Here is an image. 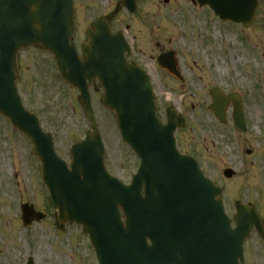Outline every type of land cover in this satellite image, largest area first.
<instances>
[{
  "label": "rangeland",
  "instance_id": "1",
  "mask_svg": "<svg viewBox=\"0 0 264 264\" xmlns=\"http://www.w3.org/2000/svg\"><path fill=\"white\" fill-rule=\"evenodd\" d=\"M139 1L132 31V35L137 36L133 57L151 76L157 115L164 120L165 108L171 105L185 116V127L178 128L176 133L178 145L199 161L205 175L223 188L226 212L231 215L233 181L243 179L246 174L239 165L243 156L234 146L247 143L243 148L249 147L254 152L249 155L253 168H257L263 158L259 152L264 150V97L259 86L264 85V0H257L254 22L246 29L220 22L206 7L193 5L189 0H169L167 5L163 0ZM84 4L83 0H76L80 20L97 8ZM141 16L146 17V23L151 22L150 28L142 26ZM82 38L77 30L74 42L77 44ZM250 43L256 45L252 49L256 54L251 52L244 60L241 56L244 57L243 52ZM168 51L175 52L181 81L155 65L156 56ZM16 72L17 89L24 107L37 115L44 131L51 132L56 153L69 162L70 145L82 137V130L87 128L77 102V91L60 79L53 57L40 49L21 50ZM212 87L225 93L240 91L245 97L249 122L246 133L236 131L230 123L219 125L213 118L207 109L211 103L208 90ZM92 96L106 149V165L113 175L128 182L138 159L122 143L114 114L101 106L100 89L92 92ZM11 129L8 120L0 116V264H25L28 257L35 264H92L93 251L87 237L78 233L79 227L71 226L73 235L62 234L64 240L60 243L45 222L33 224L31 228L22 226L18 219L21 201L36 203L38 209L48 214L51 211L48 203L42 204L46 197L37 190L39 181L35 180L34 171L37 173L38 161L32 147L22 134ZM244 155L247 164L248 157L245 152ZM13 160L20 164L17 179L11 176V169H15ZM233 166L236 176L225 180L221 169L232 167L235 170ZM255 173L248 170L246 179L235 184L238 196L243 193L254 198ZM258 173L259 180L264 179V170ZM261 183L264 188V181ZM255 204L260 213H264L263 192ZM251 237L244 243L246 263L264 264V244L255 235Z\"/></svg>",
  "mask_w": 264,
  "mask_h": 264
},
{
  "label": "water",
  "instance_id": "2",
  "mask_svg": "<svg viewBox=\"0 0 264 264\" xmlns=\"http://www.w3.org/2000/svg\"><path fill=\"white\" fill-rule=\"evenodd\" d=\"M228 16L240 17L232 12ZM71 18L70 0H0V113L31 138L43 161V179L59 219L82 224L100 264H243L241 244L252 226L260 230L257 216L240 208L236 229H229L220 191L202 178L192 161L184 160L180 168L174 165L178 155L172 132L180 121L169 114L167 126L162 127L155 119L148 80L125 63L124 43L99 24L96 33L89 34L90 48H85L86 59L80 62L68 44ZM30 44H40L55 55L63 78L80 89L86 113V81L97 77L104 86L103 104L115 110L123 139L142 159L137 183L131 188L106 175L95 134L72 148L69 172L53 155L49 136H42L35 119L22 111L14 86V60L17 50ZM211 96L219 120L228 101L234 102L236 110L237 99ZM142 180L146 182L144 206L151 209L148 215L140 207ZM189 185L193 189L187 191ZM177 190L187 197V213L181 210L183 198L173 196ZM118 205L125 214V227L119 221ZM190 209L200 214L192 219ZM26 212L30 213L23 211V215ZM145 238L150 247H144Z\"/></svg>",
  "mask_w": 264,
  "mask_h": 264
},
{
  "label": "bare ground",
  "instance_id": "3",
  "mask_svg": "<svg viewBox=\"0 0 264 264\" xmlns=\"http://www.w3.org/2000/svg\"><path fill=\"white\" fill-rule=\"evenodd\" d=\"M232 63H233V60H232Z\"/></svg>",
  "mask_w": 264,
  "mask_h": 264
}]
</instances>
